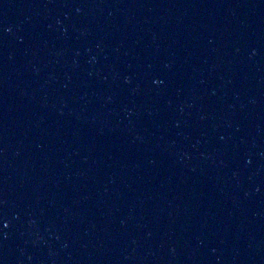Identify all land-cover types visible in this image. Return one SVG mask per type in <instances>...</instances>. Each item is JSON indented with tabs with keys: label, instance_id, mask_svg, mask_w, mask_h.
I'll return each mask as SVG.
<instances>
[{
	"label": "water",
	"instance_id": "water-1",
	"mask_svg": "<svg viewBox=\"0 0 264 264\" xmlns=\"http://www.w3.org/2000/svg\"><path fill=\"white\" fill-rule=\"evenodd\" d=\"M0 264H264V0H0Z\"/></svg>",
	"mask_w": 264,
	"mask_h": 264
}]
</instances>
